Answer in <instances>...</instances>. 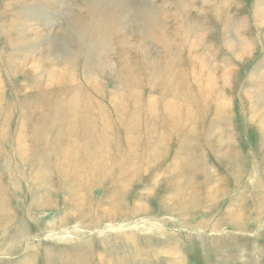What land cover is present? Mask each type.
<instances>
[{
	"label": "rangeland",
	"instance_id": "374dc122",
	"mask_svg": "<svg viewBox=\"0 0 264 264\" xmlns=\"http://www.w3.org/2000/svg\"><path fill=\"white\" fill-rule=\"evenodd\" d=\"M0 264H264V0H0Z\"/></svg>",
	"mask_w": 264,
	"mask_h": 264
}]
</instances>
